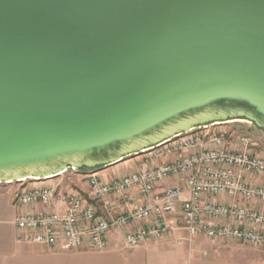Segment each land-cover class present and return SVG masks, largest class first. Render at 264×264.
Masks as SVG:
<instances>
[{"label": "water", "instance_id": "water-1", "mask_svg": "<svg viewBox=\"0 0 264 264\" xmlns=\"http://www.w3.org/2000/svg\"><path fill=\"white\" fill-rule=\"evenodd\" d=\"M241 118L264 131V0H0V184Z\"/></svg>", "mask_w": 264, "mask_h": 264}, {"label": "built area", "instance_id": "built-area-1", "mask_svg": "<svg viewBox=\"0 0 264 264\" xmlns=\"http://www.w3.org/2000/svg\"><path fill=\"white\" fill-rule=\"evenodd\" d=\"M207 128L178 135L170 145L166 142L150 150L152 159L182 154L169 162L111 180L88 174L85 184L92 198L102 203L103 215L77 192L58 194L42 185L16 195V204L40 203L44 210L18 216L15 225L29 232L32 243L50 251L60 246L104 250L110 231H123L122 246L133 248L168 235L173 227L183 228L190 238L204 235L264 245V152L247 136L208 131L202 135ZM178 176L183 178L181 184L155 192L161 182ZM111 196L123 201L125 209L120 213L112 214ZM219 196L231 201H215ZM131 224L136 225L128 228Z\"/></svg>", "mask_w": 264, "mask_h": 264}, {"label": "crops", "instance_id": "crops-1", "mask_svg": "<svg viewBox=\"0 0 264 264\" xmlns=\"http://www.w3.org/2000/svg\"><path fill=\"white\" fill-rule=\"evenodd\" d=\"M150 156L151 154L144 160L146 167L164 163L162 159L165 157L152 159ZM171 158L172 156L167 162L173 160ZM121 163L111 166L110 169L115 171L116 167H122ZM107 171L98 169L96 173L100 178L107 179ZM182 182L181 176L169 177L156 187L155 192ZM18 192V188L12 184H0V264H264V245L254 246L229 239L207 238L204 235L190 238L187 231L180 227H173L168 235L159 239H147L133 248L122 246L123 231H110L108 247L104 250L87 247L67 250L60 246L50 251L32 243L28 240L29 232L15 225L18 216L44 210L40 203L16 204L15 197ZM109 199L112 203V214L125 209L119 198L111 196ZM215 201L231 200L219 196ZM179 207L180 203L178 209ZM101 208L103 213L102 203ZM210 221L232 222L219 219ZM135 225L131 224L128 228Z\"/></svg>", "mask_w": 264, "mask_h": 264}, {"label": "rangeland", "instance_id": "rangeland-1", "mask_svg": "<svg viewBox=\"0 0 264 264\" xmlns=\"http://www.w3.org/2000/svg\"><path fill=\"white\" fill-rule=\"evenodd\" d=\"M207 125L208 128L207 130L205 129L204 131L201 132L202 135H204L208 131V133L224 132V133H229L233 136H240V135L247 136L252 142H256L257 146L264 152V131L258 128L253 122H249L241 118L236 120H228L224 123H216L214 125L207 124ZM198 128L196 127L195 129L191 130L188 133L195 132L196 130H200ZM172 140L173 139H171L166 144L170 145L172 143ZM150 152L151 151L149 150V151L141 152L138 155L127 157L125 160L120 161L122 162L121 164L123 165L122 167L121 166L116 167L114 169L115 171H113L112 168L110 169V167L113 165L100 169V170H105V169L108 170L107 179L106 178H102V179L111 180L112 178L120 176L121 174H126L131 171L142 170L146 168V166L144 165L145 164L144 160L146 156L151 154ZM181 155H182L181 153L175 154L172 156L171 159L180 157ZM164 157L165 159H162V162L166 163L170 156H163V158ZM92 173L97 175L96 170L93 169H86V168L76 169V170L67 169L65 172L61 173L60 175L51 178H43V179L27 178L20 182H12L9 184H12L16 188H18L19 190L18 193H20V191L22 190H25L26 188L42 186V185L53 187L56 190V192H58V194L62 192H77L80 195H82L85 198V200L91 202L96 207L98 215H103L104 212L102 213L100 201L92 198V196L88 191L87 185L85 184L87 175Z\"/></svg>", "mask_w": 264, "mask_h": 264}, {"label": "trees", "instance_id": "trees-1", "mask_svg": "<svg viewBox=\"0 0 264 264\" xmlns=\"http://www.w3.org/2000/svg\"><path fill=\"white\" fill-rule=\"evenodd\" d=\"M84 169V168H83Z\"/></svg>", "mask_w": 264, "mask_h": 264}]
</instances>
